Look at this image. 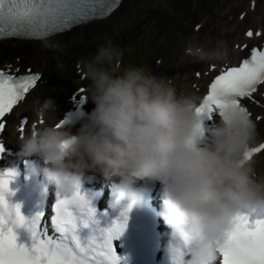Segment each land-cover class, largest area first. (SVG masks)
Returning <instances> with one entry per match:
<instances>
[{
    "label": "clouds",
    "instance_id": "clouds-1",
    "mask_svg": "<svg viewBox=\"0 0 264 264\" xmlns=\"http://www.w3.org/2000/svg\"><path fill=\"white\" fill-rule=\"evenodd\" d=\"M123 55L110 38L99 45L82 64L94 107L79 116L74 133L37 127L19 140L18 155L38 157L42 166L32 171L61 192L99 174L118 181L117 189L136 203L158 182V214L169 229L166 264H217L218 241L231 218L243 209L264 212V170L259 160L245 159L257 124L245 108L229 103L224 116L203 121L201 134L200 99L149 68L121 67ZM185 55L221 61L227 51L189 45ZM55 107L47 97L33 110L39 118ZM65 140L71 143L62 148Z\"/></svg>",
    "mask_w": 264,
    "mask_h": 264
},
{
    "label": "snow or ice",
    "instance_id": "snow-or-ice-1",
    "mask_svg": "<svg viewBox=\"0 0 264 264\" xmlns=\"http://www.w3.org/2000/svg\"><path fill=\"white\" fill-rule=\"evenodd\" d=\"M120 0H0V37L18 36L37 38L43 35L62 33L71 27L92 19H103L119 4ZM260 36L261 33H255ZM248 37L253 36L249 29ZM240 47V46H238ZM243 48H247L244 45ZM215 65L209 67L214 71ZM0 67V133L8 129V117L14 108L26 98L40 79L39 73L29 68L21 72L19 68ZM202 73L197 72V76ZM264 85V50L253 47L250 55L238 66L221 68L211 80L203 95L196 113L201 117L197 129L203 132V121L224 116V108L236 104L245 108L251 115L244 99L259 104L254 94ZM83 93L84 89H80ZM264 95V93H261ZM87 95L73 97L78 116L79 105ZM260 119L259 116L256 117ZM27 117L21 120L23 133ZM61 119L54 126L61 128L67 124ZM43 123V121H41ZM71 141L65 140L61 147L66 148ZM5 151L0 143V153ZM264 151V142L253 146L245 153V159ZM15 175L13 169H0V264H120L113 240L124 231L127 213L122 210V219L114 220L107 227L101 226L97 209L92 206L76 183L71 191L57 192L54 205L55 216L52 224L55 234L49 235L46 224L42 227L44 213L37 212L26 218L20 212V205H9V180ZM119 200L123 195L114 188ZM13 226H22L30 234V244L17 243ZM80 228H87L88 234L82 238ZM217 264H264V214L240 211L230 221L217 245Z\"/></svg>",
    "mask_w": 264,
    "mask_h": 264
},
{
    "label": "rangeland",
    "instance_id": "rangeland-1",
    "mask_svg": "<svg viewBox=\"0 0 264 264\" xmlns=\"http://www.w3.org/2000/svg\"><path fill=\"white\" fill-rule=\"evenodd\" d=\"M252 1L124 0L122 6L106 20L79 26L42 42L26 44L33 57L23 58L18 64L28 62L32 69L43 71L47 80L29 96L27 103L30 105L27 107L31 109V105L47 97L52 98L55 105L64 104L76 93L71 92L76 84H84V93H87L90 82L85 83L87 76L82 64L109 38L124 50L121 67L142 66L149 68L153 75L170 78L177 71V64L187 65L191 60L192 57L185 55L186 46L226 43L232 39L231 27L236 23L242 24L244 10L250 15H260V11H264V0H255V10L249 8ZM260 22L264 24V17ZM243 28L242 24L240 30ZM54 50L56 53L50 56L49 51ZM59 64L60 68L65 67L59 71L60 77L55 82L52 71ZM74 68L78 69L77 72ZM64 71L69 74L63 75ZM257 129L258 136L264 139V113H260ZM259 165L264 169V151L259 156Z\"/></svg>",
    "mask_w": 264,
    "mask_h": 264
},
{
    "label": "bare ground",
    "instance_id": "bare-ground-1",
    "mask_svg": "<svg viewBox=\"0 0 264 264\" xmlns=\"http://www.w3.org/2000/svg\"><path fill=\"white\" fill-rule=\"evenodd\" d=\"M123 1L124 0H122L120 2L121 3L120 6H122ZM120 6H119V8H120ZM250 7L253 8L252 10H255L257 5L255 4V2H252ZM116 9L110 14L109 17L113 16ZM252 14H253V12H252ZM261 17H264V11H260V15H258V13L250 15L247 13L246 10H244V12L241 16V20H242L241 22H242L243 26L245 27L243 30L251 28L253 31L252 37H248L246 35V30L245 31L240 30V26L242 24L236 23L233 25V27H231V30H230V31H232L231 32L232 33V35H231L232 39H230L226 43H221V44L217 43V44H213L212 46H203L202 47L204 49H214V48H218L221 45H223V47L227 51L226 59L221 60V61H198L194 58H191V60L188 61L187 65H182L181 63L177 64L178 65L177 71L174 72V74L170 78H167V79L170 80V82L176 87V89L178 91H186V92H189V93L197 96L198 95L197 87L200 86L199 81H202V80L204 81V80L210 78V76L214 72L217 71V68L225 60L231 61L232 59H236V61H237L238 58L243 56L244 52H248V48L254 45L255 40L261 41L264 39V25L258 24ZM73 30H75V28L67 31L66 33L73 31ZM257 32H260L261 35L257 36L255 34ZM59 35H61V34L58 33L56 36H59ZM51 37H53V36H51ZM244 45H247V48H243ZM238 46H240V47H238ZM211 65L216 66L214 71H209V67ZM178 67H181V68H178ZM197 72H200L202 74L197 76ZM205 72H207V73H205ZM164 78H166V77H164ZM193 83H196V85L193 86L192 85ZM261 93H264V85L259 86L257 93L254 94L255 99L260 101L259 104L253 103L251 100H248V99L243 100L244 105L247 106L248 110L251 112V117L256 122V124L259 121L256 119V117L257 116L260 117V113H264V95H261ZM89 101H90V99L88 98V95H87L86 103H88ZM22 104H23L22 107H24L23 102H22ZM88 107H90L89 103H88ZM26 109H27L26 107L21 109V112L26 111ZM17 112L18 111H15V114L13 113L9 117L10 118L9 124L16 120L15 116H16ZM57 113H58V109H55L51 112V114H53V116H55ZM48 115H50V114H48ZM34 117L35 116H33L32 119H34ZM5 133H6L7 137L12 139L13 134H12V131L10 128H8ZM16 142H19V141H16ZM261 142H264V141L262 140V138H260V136H258L257 140L253 146H258L259 143H261ZM261 152L253 154V158L259 160V156H260ZM260 167L261 166L259 165L258 166L259 170H264V169H260Z\"/></svg>",
    "mask_w": 264,
    "mask_h": 264
},
{
    "label": "trees",
    "instance_id": "trees-1",
    "mask_svg": "<svg viewBox=\"0 0 264 264\" xmlns=\"http://www.w3.org/2000/svg\"><path fill=\"white\" fill-rule=\"evenodd\" d=\"M31 55V52L27 50L24 43L9 41L5 42L2 46L0 45V56H4L8 59H10V57H13V60L16 57L20 59H22V57L30 58Z\"/></svg>",
    "mask_w": 264,
    "mask_h": 264
}]
</instances>
